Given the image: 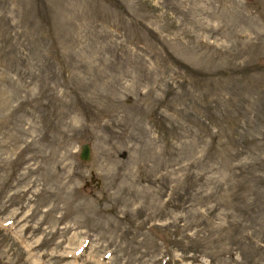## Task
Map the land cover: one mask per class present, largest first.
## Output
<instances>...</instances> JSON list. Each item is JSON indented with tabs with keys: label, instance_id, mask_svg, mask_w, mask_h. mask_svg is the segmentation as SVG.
I'll return each mask as SVG.
<instances>
[{
	"label": "rangeland",
	"instance_id": "obj_1",
	"mask_svg": "<svg viewBox=\"0 0 264 264\" xmlns=\"http://www.w3.org/2000/svg\"><path fill=\"white\" fill-rule=\"evenodd\" d=\"M0 264H264V0H0Z\"/></svg>",
	"mask_w": 264,
	"mask_h": 264
},
{
	"label": "water",
	"instance_id": "obj_2",
	"mask_svg": "<svg viewBox=\"0 0 264 264\" xmlns=\"http://www.w3.org/2000/svg\"><path fill=\"white\" fill-rule=\"evenodd\" d=\"M78 157L82 161H87L90 157V148L87 143H84L80 146Z\"/></svg>",
	"mask_w": 264,
	"mask_h": 264
}]
</instances>
